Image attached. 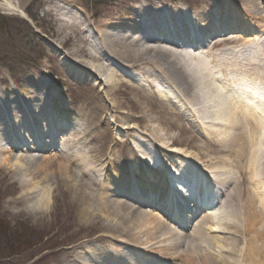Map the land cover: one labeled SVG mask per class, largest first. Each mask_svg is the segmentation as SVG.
I'll return each mask as SVG.
<instances>
[{"label":"rangeland","instance_id":"rangeland-1","mask_svg":"<svg viewBox=\"0 0 264 264\" xmlns=\"http://www.w3.org/2000/svg\"><path fill=\"white\" fill-rule=\"evenodd\" d=\"M8 3L15 11L8 8ZM139 8L160 13L177 8L181 17L194 22L197 16L205 17L207 13L216 17L221 9L231 13L234 8L240 9L241 20L248 27L243 33H236L238 38L227 48L243 45V50L253 49L252 54L256 52L254 46L259 53L264 50V39L262 44L252 41L262 35L261 28H256L259 23L264 25V0H0V117L14 122L19 112H13L12 105H8L7 112L4 101L13 96L21 102L24 93H28L49 109L57 102L63 103L65 111L80 126L74 131L62 130V140L70 147L61 152L62 140L56 138L59 144L55 141L53 149L28 151L22 147L10 154L0 153V223L7 235L0 234V264H127L128 258L140 264L143 257L150 256L158 264H205L206 255L225 259L220 264H232L235 260L231 252L226 253L234 238L233 231L226 226L220 225L210 232V224L200 223L202 231L198 235L190 234V228L182 231L170 223L181 236L158 232L151 237L134 221H124L122 212L112 203L114 200L133 205L130 200L129 203L122 197L110 198L105 194L106 180H113L118 174L130 177L138 172V179L143 181L150 171L152 184L163 181L162 172L141 159L150 158L155 150L156 159L201 171L212 189L220 185L219 180L229 177L224 188L226 195L229 186L232 189L241 179L240 170L248 171L253 155V141L244 145L243 140L248 139L244 135L234 134L230 139L224 135L222 139L226 140L219 143L214 135L189 126L190 115L205 122L211 133L225 132L222 126L201 117L196 94L189 97L180 88L183 108L176 111V121L184 130L171 131L164 124L170 116L162 117L158 107L162 105L161 97L147 87L149 92L132 85L129 77L140 79V74L129 69L128 61L121 60L125 49L135 52L141 46H161L174 50L162 37H158L161 44L130 43L138 37L125 27ZM254 14L259 23L251 18ZM230 15L238 17L236 13ZM252 25L255 30H251ZM106 34L115 39L113 46ZM112 47L119 56L112 54ZM179 49L191 50L190 46ZM88 54L97 56V61L92 62ZM90 63L103 64L106 69L99 73L89 67ZM112 72H116V79L108 77ZM214 72L220 80L211 82L221 88L224 74L220 77L218 70ZM107 82L113 83V88ZM209 112L214 111L211 108ZM140 117L142 122L138 121ZM133 127L139 130L133 132ZM150 129H161L157 135L161 142L155 144L151 140ZM261 151L264 172V143ZM7 156L10 162L4 165L2 159ZM18 158L23 159L21 168L14 166ZM248 172L247 177H251ZM253 188L264 195V183L255 182ZM140 211L150 215L142 218L145 224H154L152 216L163 220L156 209ZM225 211L222 209V216ZM202 215L200 212L199 216Z\"/></svg>","mask_w":264,"mask_h":264},{"label":"bare ground","instance_id":"bare-ground-1","mask_svg":"<svg viewBox=\"0 0 264 264\" xmlns=\"http://www.w3.org/2000/svg\"><path fill=\"white\" fill-rule=\"evenodd\" d=\"M7 5L11 11H15L11 4ZM230 11L229 9L218 10L216 17L212 16V13H207L205 17L200 15L194 22L186 16L181 17L177 8L162 13L142 8L136 9L125 27L138 37L130 43L134 46L148 41L161 44L162 41L159 40L161 38L158 37H162V39H169L172 42L169 43L174 46V50H168L161 46H141L143 48L135 50V52L125 49L121 60L128 61L129 69L138 71L140 74V79L128 76L134 82L132 85L146 92L148 89L149 91L153 90L158 97H161L162 105L158 107L161 109L162 117L170 116V119L166 118L164 122L168 130L178 129L180 132L184 130L176 121L178 120L176 111H182L183 108L179 94L181 88L189 97L196 94L194 99L197 98V104L201 105L203 115L201 117L210 120V123L215 122L216 125L222 126L225 132L222 134L211 133L206 130L205 122L196 121L189 115L188 123L191 128L198 129L207 135H214L219 143L224 140L222 139L224 135H229L230 139L236 136L234 134L248 137L246 141L243 140L244 145H250L253 141V150L251 151L253 155L249 158L250 168L248 169L251 171H247L251 177H247L246 169L244 173L240 170L241 179L232 189L229 186L226 195L224 188L227 187L229 177L226 180H219L220 185L216 184L218 189H216V193H213L210 182L201 171L195 167H177V165L165 163L163 159H156L155 154L158 153L154 154V150L149 154L150 158L140 157L141 159L146 158L147 164L163 171V181L160 180L152 184L154 181L150 171H147V177H144L143 181L138 179V172H133V178L118 174L113 177V180L110 178L106 180L107 186L104 191L110 198L122 197L128 202L130 200L133 205L114 200L112 203L116 210L122 212L121 216H124V221H134L141 230H146L151 237L158 232L178 235L179 233L174 231L170 223L176 224L182 231L189 226L192 231L190 234L198 235L202 231L200 223L206 226L210 224L208 226L210 232H215L220 225L226 226L234 233L232 243L228 244L227 251L224 250V252H231L234 255L235 260L232 261V264H264V195L257 193L253 188L255 182L264 183V178H261L264 172L260 157L261 146L264 143V50L259 53L254 46L252 48L256 49V52L252 54L253 49L251 51L243 50V45H240L238 49L227 48L228 44H232L238 38L236 33H243V30L248 27L245 21L241 20L240 9L234 8V13L236 16L238 15L236 18L231 17L230 14L234 13ZM226 17L227 19H225ZM251 18L255 22L259 20L255 14ZM259 24L260 26L256 29L261 28L262 35L252 39L256 44H262L261 40L264 39V29L262 28L264 25ZM250 28L255 30L253 25ZM222 33H225L223 37ZM227 33L232 35L228 37ZM106 35L109 39L108 43L113 46L116 43L115 39ZM187 46L191 48V50H187L189 52L179 49ZM112 49V54L115 57L119 56L118 51L113 47ZM205 50H207V57L204 54ZM225 56H228L227 59L224 58ZM88 58L92 62L97 61V56L93 54H88ZM91 66H93L92 63L89 67ZM93 68L99 73L106 69L103 64L94 65ZM213 70H218L220 77L224 74L223 80H221L225 83L220 86L221 88L213 86L211 82L212 79L220 80ZM113 76L115 79L117 78L116 72L108 74V77L113 78ZM124 77L127 78L126 75ZM114 83L123 85L117 81ZM106 85L113 88L114 84L107 82ZM137 88L132 90H138ZM142 97L148 99L146 94H143ZM42 103L37 97L28 93H24V99L21 102L13 96L4 101L7 112L9 111L8 105H12L15 109L11 110L18 111L19 117L14 122L0 117V141L3 142V145L0 146V153L10 154L13 149L22 147L35 151L37 149L34 147L35 142L37 144L36 140L45 144L40 150H48L54 147L53 143L57 140L56 138H60V140L65 138L62 133L63 127H69L71 131L80 127L75 124L74 118L65 111L66 107L63 103L57 102L53 109L45 107L46 104ZM211 108L213 113L209 112ZM259 112H262L261 116ZM138 121L142 122L143 117L138 118ZM136 129L139 130L134 127L130 130L135 132ZM159 130L161 129H150L151 133L149 132V136L155 144L158 141L161 142L157 136ZM31 135H34L36 140H29ZM21 140H26V142L21 143ZM56 142L59 144V140ZM65 143V140L60 143L62 146L60 152L63 149H69L70 146H66ZM33 147L36 149L34 150ZM22 161V158L16 159L14 166L21 168ZM9 162L10 156L2 159L4 165H8ZM180 192H184L188 196L184 202L179 197ZM156 205L160 206L159 210H156L163 220L152 216L154 224H145L142 218L150 215L140 209H155L153 207ZM202 207L205 209L206 215L200 216V220H197L195 217ZM222 209H226L224 216L220 213ZM222 217H224L223 220ZM179 236L181 235L179 234ZM206 256L204 257L205 264H220L225 260L213 259L211 255ZM137 257L139 258V256ZM139 263L158 264L159 262L155 260V257L150 256L143 257ZM127 264H137V262L133 258H128Z\"/></svg>","mask_w":264,"mask_h":264},{"label":"trees","instance_id":"trees-1","mask_svg":"<svg viewBox=\"0 0 264 264\" xmlns=\"http://www.w3.org/2000/svg\"><path fill=\"white\" fill-rule=\"evenodd\" d=\"M14 76H16V75H14ZM15 78V77H14ZM16 79V78H15ZM6 233V229L1 225V223H0V234H3V235H6L5 234ZM7 236V235H6ZM15 254H17V253H15ZM12 255H14V253H12Z\"/></svg>","mask_w":264,"mask_h":264}]
</instances>
